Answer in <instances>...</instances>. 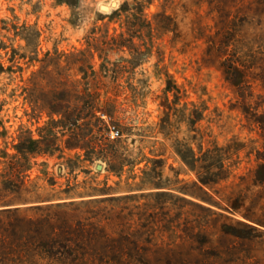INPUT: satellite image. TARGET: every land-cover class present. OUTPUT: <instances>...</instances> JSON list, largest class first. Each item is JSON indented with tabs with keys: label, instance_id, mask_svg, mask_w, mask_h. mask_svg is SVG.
Instances as JSON below:
<instances>
[{
	"label": "rangeland",
	"instance_id": "1",
	"mask_svg": "<svg viewBox=\"0 0 264 264\" xmlns=\"http://www.w3.org/2000/svg\"><path fill=\"white\" fill-rule=\"evenodd\" d=\"M0 264H264V0H0Z\"/></svg>",
	"mask_w": 264,
	"mask_h": 264
},
{
	"label": "trees",
	"instance_id": "2",
	"mask_svg": "<svg viewBox=\"0 0 264 264\" xmlns=\"http://www.w3.org/2000/svg\"><path fill=\"white\" fill-rule=\"evenodd\" d=\"M43 246L48 249V254L49 255H57L58 257H63V260H73L75 261L77 258L74 256V253L71 249H68L64 242H59L57 245V248L53 251V246H48L46 243L43 244Z\"/></svg>",
	"mask_w": 264,
	"mask_h": 264
},
{
	"label": "built area",
	"instance_id": "3",
	"mask_svg": "<svg viewBox=\"0 0 264 264\" xmlns=\"http://www.w3.org/2000/svg\"><path fill=\"white\" fill-rule=\"evenodd\" d=\"M111 137H112V138L120 137V133H119V131L116 130V129H112V130H111Z\"/></svg>",
	"mask_w": 264,
	"mask_h": 264
},
{
	"label": "bare ground",
	"instance_id": "4",
	"mask_svg": "<svg viewBox=\"0 0 264 264\" xmlns=\"http://www.w3.org/2000/svg\"><path fill=\"white\" fill-rule=\"evenodd\" d=\"M105 10H107V8H105Z\"/></svg>",
	"mask_w": 264,
	"mask_h": 264
}]
</instances>
